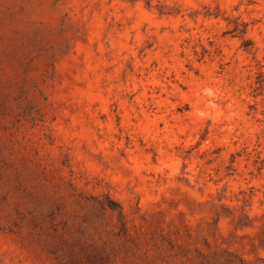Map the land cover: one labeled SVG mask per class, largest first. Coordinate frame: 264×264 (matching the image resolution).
<instances>
[{"label": "rangeland", "instance_id": "rangeland-1", "mask_svg": "<svg viewBox=\"0 0 264 264\" xmlns=\"http://www.w3.org/2000/svg\"><path fill=\"white\" fill-rule=\"evenodd\" d=\"M0 264H264V0H0Z\"/></svg>", "mask_w": 264, "mask_h": 264}]
</instances>
